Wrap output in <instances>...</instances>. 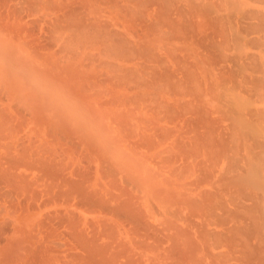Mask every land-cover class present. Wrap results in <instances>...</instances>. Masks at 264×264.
Instances as JSON below:
<instances>
[{"label":"bare ground","instance_id":"6f19581e","mask_svg":"<svg viewBox=\"0 0 264 264\" xmlns=\"http://www.w3.org/2000/svg\"><path fill=\"white\" fill-rule=\"evenodd\" d=\"M0 264H264V0H0Z\"/></svg>","mask_w":264,"mask_h":264},{"label":"clouds","instance_id":"9594fccd","mask_svg":"<svg viewBox=\"0 0 264 264\" xmlns=\"http://www.w3.org/2000/svg\"><path fill=\"white\" fill-rule=\"evenodd\" d=\"M35 86L38 88V90L41 91L42 94H45V95L48 94L47 90L40 83H36Z\"/></svg>","mask_w":264,"mask_h":264},{"label":"rangeland","instance_id":"374dc122","mask_svg":"<svg viewBox=\"0 0 264 264\" xmlns=\"http://www.w3.org/2000/svg\"><path fill=\"white\" fill-rule=\"evenodd\" d=\"M136 145H138V143H137ZM138 146H139V147H138ZM138 146H134V147H135L134 149H136V148L138 147V148H139V149L137 148L138 150H141V149H142V150L144 151L145 148H146V150H148L147 147H145V146H146L145 144H144V145L141 144V145H138ZM143 146H144V147H143ZM140 147H142V148H140ZM151 150H152V149H149L148 151L151 152ZM145 152H146V151H145Z\"/></svg>","mask_w":264,"mask_h":264}]
</instances>
